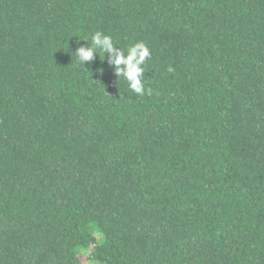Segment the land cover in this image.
Returning a JSON list of instances; mask_svg holds the SVG:
<instances>
[{
    "label": "trees",
    "instance_id": "obj_1",
    "mask_svg": "<svg viewBox=\"0 0 264 264\" xmlns=\"http://www.w3.org/2000/svg\"><path fill=\"white\" fill-rule=\"evenodd\" d=\"M0 264H264V0H0Z\"/></svg>",
    "mask_w": 264,
    "mask_h": 264
},
{
    "label": "clouds",
    "instance_id": "obj_2",
    "mask_svg": "<svg viewBox=\"0 0 264 264\" xmlns=\"http://www.w3.org/2000/svg\"><path fill=\"white\" fill-rule=\"evenodd\" d=\"M108 53L109 63L116 66V74L121 75L128 82L132 91L139 95L144 94L143 78L145 69L143 67L146 60L151 59L150 49L143 42H137L128 47L127 54L124 49L116 47L112 37L97 31L91 35V46L77 47L74 55L80 64L85 66L93 61L95 56ZM123 66L122 68L120 66ZM169 72L174 71L171 67Z\"/></svg>",
    "mask_w": 264,
    "mask_h": 264
},
{
    "label": "rangeland",
    "instance_id": "obj_3",
    "mask_svg": "<svg viewBox=\"0 0 264 264\" xmlns=\"http://www.w3.org/2000/svg\"><path fill=\"white\" fill-rule=\"evenodd\" d=\"M85 253L89 254V251H87V252H85ZM85 257H86L85 254L81 255V260H82L84 263H85Z\"/></svg>",
    "mask_w": 264,
    "mask_h": 264
}]
</instances>
